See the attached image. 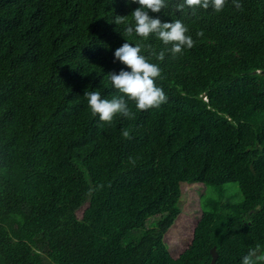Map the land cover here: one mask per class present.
Returning <instances> with one entry per match:
<instances>
[{"label":"trees","instance_id":"1","mask_svg":"<svg viewBox=\"0 0 264 264\" xmlns=\"http://www.w3.org/2000/svg\"><path fill=\"white\" fill-rule=\"evenodd\" d=\"M239 2L216 13L166 0L149 13L180 19L193 46L149 56L164 103L128 101L131 118L105 123L84 92L118 95L113 51L125 41L145 55L146 45L168 47L113 23H131L137 5L0 0V264H209L212 247L216 264H240L249 250L264 254V0ZM182 183L203 186L201 215L172 258L163 238Z\"/></svg>","mask_w":264,"mask_h":264},{"label":"clouds","instance_id":"2","mask_svg":"<svg viewBox=\"0 0 264 264\" xmlns=\"http://www.w3.org/2000/svg\"><path fill=\"white\" fill-rule=\"evenodd\" d=\"M228 2L229 0H182V3L177 4V9L187 6L190 9H211L219 13ZM125 3L137 5L131 12V23L121 16H115L113 23L125 25L124 32L127 34L134 33L144 40L156 38L168 47L155 51L150 45H146L148 54L145 55L139 44L125 41L113 51L114 61H118L122 67L118 72L108 73L107 77L118 95L108 99L102 97L98 90L84 92L90 112L105 123H110L118 115L131 118L134 113L130 110L128 101H131L137 110L158 108L164 103L166 96L155 83L160 77L161 69L158 63L150 62L149 56L155 55L157 61H162L165 51L172 55L182 54L194 43L188 34L187 26L180 19L162 21L159 15L149 14L161 13L166 6V0H125ZM231 3L236 10L241 8L239 0H231ZM124 135H127V132H124ZM255 251L249 250L243 255L240 264H257V261L264 260V254L256 255Z\"/></svg>","mask_w":264,"mask_h":264},{"label":"rangeland","instance_id":"3","mask_svg":"<svg viewBox=\"0 0 264 264\" xmlns=\"http://www.w3.org/2000/svg\"><path fill=\"white\" fill-rule=\"evenodd\" d=\"M180 189L181 196L178 201L180 214L163 238L172 258H177L191 242L193 231L201 215L199 197L204 188L201 184L182 183ZM80 213L81 211L79 215Z\"/></svg>","mask_w":264,"mask_h":264},{"label":"water","instance_id":"4","mask_svg":"<svg viewBox=\"0 0 264 264\" xmlns=\"http://www.w3.org/2000/svg\"><path fill=\"white\" fill-rule=\"evenodd\" d=\"M210 255H211V260L209 264H216L217 253H216L215 247H212V249L210 250Z\"/></svg>","mask_w":264,"mask_h":264}]
</instances>
